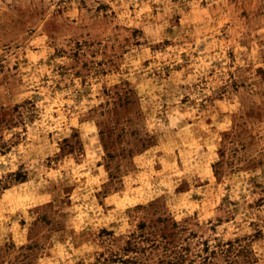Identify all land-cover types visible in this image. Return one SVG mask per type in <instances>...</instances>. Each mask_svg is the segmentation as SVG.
Segmentation results:
<instances>
[{
	"label": "rangeland",
	"instance_id": "obj_1",
	"mask_svg": "<svg viewBox=\"0 0 264 264\" xmlns=\"http://www.w3.org/2000/svg\"><path fill=\"white\" fill-rule=\"evenodd\" d=\"M0 264H264V0H0Z\"/></svg>",
	"mask_w": 264,
	"mask_h": 264
}]
</instances>
